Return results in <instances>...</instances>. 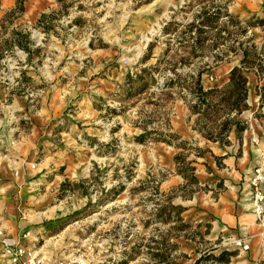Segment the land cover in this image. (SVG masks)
Here are the masks:
<instances>
[{
    "label": "rangeland",
    "instance_id": "1",
    "mask_svg": "<svg viewBox=\"0 0 264 264\" xmlns=\"http://www.w3.org/2000/svg\"><path fill=\"white\" fill-rule=\"evenodd\" d=\"M209 15L211 27L203 23ZM245 48L252 53L244 74L259 96L264 0H0V130L23 128L11 134L12 147L31 139L47 162L69 169L52 200L69 227L48 242L72 249L80 264H113L124 253L133 258L127 264H148L156 248L169 250L173 263L194 264L206 253L213 258L201 264H225L214 258L235 252L227 264H264L261 238L250 246L243 231L216 219L154 215L211 195L195 177L216 144L228 141L224 76L242 65ZM198 75L202 91L218 89L201 115L189 108L198 101ZM247 94L238 116L246 129L264 117L260 96L253 109ZM45 108L53 125L36 140L31 116Z\"/></svg>",
    "mask_w": 264,
    "mask_h": 264
},
{
    "label": "crops",
    "instance_id": "2",
    "mask_svg": "<svg viewBox=\"0 0 264 264\" xmlns=\"http://www.w3.org/2000/svg\"><path fill=\"white\" fill-rule=\"evenodd\" d=\"M229 72L226 71L224 77L227 78ZM246 79L249 99L253 109H256L259 105V96L255 93L258 84L250 74ZM31 119L34 129L32 138L36 140L40 133L52 128L53 114L47 109L36 112ZM248 126L241 141V134H237L232 126L228 131V141L217 143L215 151L205 157L206 166L198 170L195 179L207 186L211 195L208 200L198 201L183 210V220L196 224L216 219L217 225L243 231L244 240L250 246H256L261 229L254 223L253 215L246 214L251 211L249 203L240 199L239 191L242 178L249 176L258 164H264V117L253 120V124ZM14 132L24 134L25 131L19 126L0 130V264H9L2 253L3 239L14 240L50 262L69 258L73 254L72 249L48 242L52 237L66 234L69 227L65 223L67 218L60 217L63 208L52 203L57 188L69 177L68 165L47 162L45 155L41 156L44 149L36 150L31 139L19 141L12 147L10 141ZM187 132H191V127H187ZM33 164L34 169L31 168ZM59 168H63L61 174H58ZM214 191L221 193L211 200Z\"/></svg>",
    "mask_w": 264,
    "mask_h": 264
},
{
    "label": "trees",
    "instance_id": "3",
    "mask_svg": "<svg viewBox=\"0 0 264 264\" xmlns=\"http://www.w3.org/2000/svg\"><path fill=\"white\" fill-rule=\"evenodd\" d=\"M212 16L209 15L205 18H203V23L209 27H211L212 22L211 21ZM150 50V47L148 48ZM252 53V51L249 48H245L243 50V58L241 60V66L239 67H233L230 70L228 81L224 86V92L222 102H224L227 106L226 107V116H233V118L230 120V123L232 126L235 127L237 134H241L247 127L243 124L244 121H241L238 119V116L248 108L246 104L247 100V89H246V83L247 79L244 74V72H248L251 70L250 66H246V61L248 60V56ZM145 59V58H144ZM261 74L264 73V63L262 65V68L258 70ZM257 71V72H258ZM130 78V77H129ZM199 78L200 75L197 77V85L199 89L195 92L197 96L198 101H194L193 104L189 106L191 111H194L197 114H203L204 111L211 106L210 103H208L209 95L216 93L218 89H209L207 91H202L201 86H199ZM131 80V79H130ZM262 93H260V104L264 105V88L261 89ZM227 126V120L223 121L221 124V127L218 131H223ZM221 136V133L217 134V136ZM123 189V186H119L116 188L115 194L119 193ZM114 194V196H115ZM184 209H181V207L174 206L171 204H167L166 206H161L156 210V213L154 214L156 218L161 220H167L171 219L174 222H181L182 218H180L181 213ZM187 226L182 225L180 228H186ZM171 230V229H170ZM179 231V229H177ZM157 247L162 246V243H156ZM171 247H175V245H172ZM125 258L123 261H114L113 264H127L129 260L132 259V256L128 253H124ZM149 258L148 264H180V263H173L172 262V253L168 250V253H163L160 248H156L154 251H149L147 254ZM236 256L235 252H221L219 257L214 258L217 262L220 263H229L230 257ZM213 258L212 255H206L204 253L201 255L194 264H201L202 261Z\"/></svg>",
    "mask_w": 264,
    "mask_h": 264
},
{
    "label": "built area",
    "instance_id": "4",
    "mask_svg": "<svg viewBox=\"0 0 264 264\" xmlns=\"http://www.w3.org/2000/svg\"><path fill=\"white\" fill-rule=\"evenodd\" d=\"M30 96L33 97V95ZM31 168L34 169L35 164L31 165ZM242 190L245 192L254 222L262 230L259 235L264 245V165H258L249 176L243 178ZM237 245L242 246L245 251L249 249L247 243L239 241ZM2 253L8 258L9 264H80L78 258L72 256L49 262L42 255L36 254L34 251L11 239L2 240ZM146 262L148 261L146 260Z\"/></svg>",
    "mask_w": 264,
    "mask_h": 264
},
{
    "label": "bare ground",
    "instance_id": "5",
    "mask_svg": "<svg viewBox=\"0 0 264 264\" xmlns=\"http://www.w3.org/2000/svg\"><path fill=\"white\" fill-rule=\"evenodd\" d=\"M258 226V225H257ZM260 227H258V229H259ZM262 230H260V232H261ZM258 236L260 237V235L258 234Z\"/></svg>",
    "mask_w": 264,
    "mask_h": 264
}]
</instances>
